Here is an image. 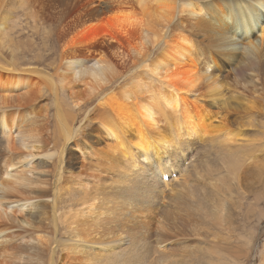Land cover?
<instances>
[{
	"label": "bare ground",
	"instance_id": "6f19581e",
	"mask_svg": "<svg viewBox=\"0 0 264 264\" xmlns=\"http://www.w3.org/2000/svg\"><path fill=\"white\" fill-rule=\"evenodd\" d=\"M51 1L66 11L72 0ZM105 3L109 15L96 19L92 25L82 23L77 35L64 47L54 75L44 76L14 62L10 67L0 65V145L4 144L0 155V264H4L5 257L12 258L8 264H54L53 237L45 239L42 233L53 235L57 228L56 201L60 193L70 191L67 192L68 186L60 187L65 154L72 142L79 148L74 142L76 119L60 103L59 94L69 90L75 108L89 102L119 76L117 63L121 57L137 61L142 74L132 84L100 97L98 107H104V116L100 120L102 115L96 113L95 139L102 136L114 141L115 149L102 151L103 156L112 162L111 153L120 152L126 163L124 175L130 179L118 198L107 201L105 213L100 214L102 204L95 201H105V197L99 188L94 196L84 199L90 182L79 184L70 177V184L78 188L72 198L81 203L73 216L69 215L75 221L70 226L77 233L79 223L91 224L82 231L83 238L74 242L72 250L77 253L82 246V253L78 254L90 264H145L156 258L167 264H223L222 253L218 252L222 248L214 236L226 229L227 218L234 215L237 195L244 201V192L253 188L247 180L244 182L247 163L253 167L259 185L264 183V160L258 158L264 152V0ZM5 24L6 16L0 17V36L4 35ZM160 45L161 58L150 65L142 62L146 49ZM100 51V58L90 57ZM106 53L117 60L107 58ZM34 76L39 81L34 82ZM231 77L237 80L233 89L229 84ZM240 87L245 93H240ZM44 88L54 97V137L49 134L48 123L42 122L48 115L47 105L37 102ZM145 94L148 96L142 100ZM160 117L165 120L159 121ZM214 120L218 127L213 128ZM161 123H167L169 130L162 129ZM171 130L175 138L169 133ZM199 142L202 153L196 149ZM195 156L193 171L180 181V187L168 198L170 202L163 198L164 208H160V196L154 190L179 177ZM37 157L41 169L57 160L52 174L56 186L50 194L52 216L46 209L24 215L30 208L35 209V197L49 194L46 182L32 178L35 168L31 164ZM52 176L45 177L49 180ZM93 184L97 187L99 182ZM119 198L127 212L116 206ZM130 205L135 208L129 209ZM183 212L189 232L194 228L196 239L207 238L208 249L213 248L216 255L211 257L206 248L198 245L185 246L175 255L163 247L152 258L145 246L148 237L140 230L139 236L124 234L128 239L125 243L119 240L111 244L108 239H100L98 227L114 225L119 216L141 225L143 215L161 213L157 225L163 232L171 230V220L177 224L174 221ZM101 216L108 218L100 220ZM13 240L22 244L16 246ZM233 255L231 251L229 256Z\"/></svg>",
	"mask_w": 264,
	"mask_h": 264
},
{
	"label": "rangeland",
	"instance_id": "374dc122",
	"mask_svg": "<svg viewBox=\"0 0 264 264\" xmlns=\"http://www.w3.org/2000/svg\"><path fill=\"white\" fill-rule=\"evenodd\" d=\"M90 2H93L94 4L89 5L88 3ZM107 9L108 8L106 6L105 0L104 2L103 0H72L70 3H68V10L66 11L58 8L51 0H45V2L40 0H23L22 4H20V0H7V2L6 0H0V17L3 18L6 16V28L2 30L4 35L0 36V65L10 67L11 63L14 62L16 66L23 69H36V71H40V73H42L44 76L54 75L55 69L62 60L64 47L68 46V42L77 35L82 23L86 22L92 25L95 23L96 19L105 18L107 15H109ZM121 44H123V42H121ZM160 46L162 47L156 49H152L150 47L149 49H146L141 56L142 62L150 65L156 59L161 58L163 45ZM73 48L74 46L70 47V49ZM112 49L113 48H105L104 50ZM100 54L102 55L103 52L101 53L100 51L99 54L94 52L90 55V57L98 59L100 58L99 56H101ZM107 56V58L112 57L113 61L117 60L115 56H110L108 54ZM136 65L138 66L137 61H132L131 58L123 59L121 57L120 63H117L118 70H121L119 76L110 84L107 89L102 91L96 97L92 98L89 102H85V104H82L78 108H75L73 103H71L72 101L69 96V90H63V92L59 94L60 103H62V105H64L63 107H65L67 111H70L76 119L74 127L75 130H78L76 132V138L74 142H77L79 148L74 147L72 142V144L68 147L67 153L65 154V162L63 167L64 173L60 187L65 188L68 186L67 192L69 190L71 192H68L69 195L66 192V194L60 193L61 197L56 201V216H58L57 228L53 230V235L48 231L42 233L45 239H51V237H53L51 250L56 252L54 256V264H90L85 263L84 256L78 254L82 253V246L78 248L77 253L76 251L72 250L74 249V242L79 238H83L82 231L84 229H89L91 226V224L83 225L79 223L77 233L73 231L74 227L70 226L75 222L72 221L70 217L73 216V213L79 209L78 206L81 205L80 202H78L76 199H73V195L78 194L76 191L78 188L76 185L74 186L70 184L72 179L79 184H81V182H90L89 188L86 190L88 192L86 193L88 196H82L84 199H87V197L89 198L91 194L94 196L95 189L99 188L105 197V201H99L98 199L95 201V204H102V210L100 211V214L105 213L107 201L118 198L121 189L127 185L130 179L129 176L124 175L126 163L121 157L120 152L115 151L114 153H111L110 156H112V162L108 160L109 157L103 156L102 151L109 150L111 152L113 149H115V143L112 139L106 140L102 136H99L97 139H95V135L98 133V120L96 118V113L98 112L102 115L100 118V120H102L104 116V107H98L100 97L105 96L114 90H119V87L132 84L138 77L141 76L142 71ZM229 69L231 70V67H228V70ZM32 78L34 79V82L39 81L40 79L36 78L35 76ZM236 82V78L231 77L229 84L231 85L232 89L236 87ZM238 89H240V93L243 91L245 93V89L242 90L241 87ZM147 96L148 94L143 95L142 100L147 98ZM37 98L38 103L41 105H47L48 115H46L47 118L44 119L47 121L42 120V122L48 123L49 134L51 137H54V135L56 136V110L54 97L46 88H44L41 90ZM163 120H165L163 117L159 118V121ZM160 125L162 129L169 130L167 123H161ZM218 125L219 123L216 122V120L212 122L213 128L218 127ZM169 133L175 138L176 134L173 130H171ZM3 146L4 144L0 145V155L4 150ZM84 147L85 149H83ZM196 149L199 153L204 151L203 145L200 142L196 144ZM263 156L264 152L260 153L258 158L264 160ZM37 160L39 161L40 158L37 157L31 164V166L35 168L32 178L34 180H38L39 182H46L48 184L49 194L48 197H35L33 200L36 202L35 204H37L35 205V209L30 211V208L24 213V215H30L37 213L39 210L46 209L50 216H52L51 206L53 207V199L50 197V194L52 196L54 193L53 190L56 186L52 174H54V170L57 166V160H54L53 163L46 167V169H41L39 166L41 160L39 162ZM196 160L197 156L194 157V162L185 168L179 177L176 178L175 175H173L172 178L176 179L162 183L164 185L159 186V189L154 190L160 196V200L158 202L160 208H164L163 202L165 201L163 198H170V196L174 194V190L180 187L183 177L193 171V168L191 167H195ZM108 163L110 166H108ZM188 163L189 162H187L186 165ZM245 166L247 171L244 182L247 180L248 185L251 184L250 186L253 188L250 192L248 190L244 192V201H241V197L239 198L237 195L236 204L233 207V209L236 208L234 215H230V218H227V220H229L227 222V227H225L226 229L217 232V234L214 236L218 237L217 241L220 244L219 247L222 248L218 249V252L222 253L221 258L224 260L223 264H264V183L263 186L259 185L257 178H255L256 176L254 171L251 170L253 167L248 165V163ZM249 166L251 168H249ZM178 170L179 169L175 171ZM45 171L49 172L47 174L52 176L49 180L45 177L47 175ZM170 171H172V169H169L168 172L170 173ZM82 178L84 180H82ZM93 183H97L98 186L96 187V185ZM120 183L122 186L116 185ZM168 200L170 202L171 199ZM117 205H120L127 212V209L124 207V203L120 198L116 201V206ZM130 206L131 207L129 209L135 208L134 205ZM70 214L71 216L69 217ZM160 214L161 213L143 215V218L141 219V225L129 223L130 219L127 220L119 216L117 222H115L114 225H102L98 227L100 239H108L111 244H114V242H118L119 240L125 243L128 239L125 238L124 234L130 233L134 236H139L137 233L140 230L142 235L148 237L145 246L151 253L152 258L154 257L155 253L163 250V247L166 248L165 250L171 249L175 255L176 250H180L181 248H186L189 246L195 248L198 245V247H202L201 249L206 248V250L211 253V257L212 255H216L214 254L213 248L208 249V243L210 241L207 240V238L205 241L202 238L196 239L194 237L195 235L192 233L195 230L194 228L192 229L191 233L189 232L188 225L183 222V220L185 221L187 217L185 212L181 213L180 216L175 219V221L173 220L174 222H177V224L172 223L171 220L170 225L172 227L168 225L171 230L164 229L165 232H161L158 229V227H161L157 225ZM50 216L49 218L53 220V217ZM182 216H184V219ZM106 218L108 217L101 216L100 220H105ZM179 219H181V221H179ZM197 228L199 230V227ZM199 233L202 234L201 232ZM202 236L211 237L212 235L205 233L202 234ZM13 241H10V244L14 243L16 246L22 244L20 241ZM9 247L12 246H8L6 248ZM231 251H233V257L229 256ZM107 253L111 254L112 252ZM2 261L4 264H8L12 261V258L9 257L8 259V257H5L2 259ZM145 264L167 263L159 262V260L156 258L150 263L146 262ZM205 264H208V261H205Z\"/></svg>",
	"mask_w": 264,
	"mask_h": 264
}]
</instances>
